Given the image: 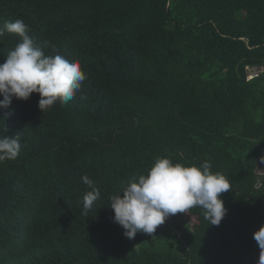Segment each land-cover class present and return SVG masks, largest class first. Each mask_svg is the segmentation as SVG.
I'll use <instances>...</instances> for the list:
<instances>
[{
	"label": "trees",
	"instance_id": "1",
	"mask_svg": "<svg viewBox=\"0 0 264 264\" xmlns=\"http://www.w3.org/2000/svg\"><path fill=\"white\" fill-rule=\"evenodd\" d=\"M17 19L87 79L45 112L38 93L0 108V137L21 143L0 162V264H257L264 0H0V27ZM20 42L0 37V63ZM158 157L207 161L228 178L218 226L194 207L195 225L177 213L152 235L125 236L110 197ZM85 175L100 191L87 215Z\"/></svg>",
	"mask_w": 264,
	"mask_h": 264
},
{
	"label": "clouds",
	"instance_id": "2",
	"mask_svg": "<svg viewBox=\"0 0 264 264\" xmlns=\"http://www.w3.org/2000/svg\"><path fill=\"white\" fill-rule=\"evenodd\" d=\"M5 32L18 34L21 42L0 63V108H8L13 98L28 100L33 93L40 95L38 107L43 112L57 101L66 104L74 98L87 79L78 61L60 54L45 55L21 19L5 22L0 27V37ZM20 150L19 135L0 137V162L17 158ZM82 181L90 189L83 198L82 214L87 215L100 197V191L87 175ZM230 189L228 178L220 172L213 173L207 161L201 166H185L167 157H158L147 174L140 175L110 197V207L114 222L132 239L138 232L152 235L169 216L188 213L194 207L203 209L204 219L210 225L218 226L227 212L221 194ZM253 238L260 249L257 264H264V225Z\"/></svg>",
	"mask_w": 264,
	"mask_h": 264
},
{
	"label": "rangeland",
	"instance_id": "3",
	"mask_svg": "<svg viewBox=\"0 0 264 264\" xmlns=\"http://www.w3.org/2000/svg\"><path fill=\"white\" fill-rule=\"evenodd\" d=\"M250 74H256L257 72H259V70L256 69H250ZM178 221H185L187 223H189L190 225H195L197 223V217L194 215H191L189 212L188 213H182L181 216H177L176 218ZM175 218H173V215L169 216L165 223L158 226L157 229H163L165 228L167 225H169L172 221H174Z\"/></svg>",
	"mask_w": 264,
	"mask_h": 264
}]
</instances>
